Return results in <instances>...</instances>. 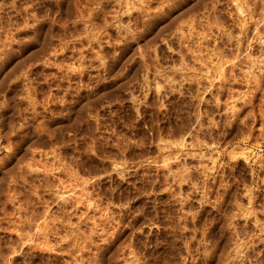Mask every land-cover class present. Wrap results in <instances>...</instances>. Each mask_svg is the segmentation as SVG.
Returning a JSON list of instances; mask_svg holds the SVG:
<instances>
[{
	"label": "rangeland",
	"instance_id": "374dc122",
	"mask_svg": "<svg viewBox=\"0 0 264 264\" xmlns=\"http://www.w3.org/2000/svg\"><path fill=\"white\" fill-rule=\"evenodd\" d=\"M0 264H264V0H0Z\"/></svg>",
	"mask_w": 264,
	"mask_h": 264
}]
</instances>
